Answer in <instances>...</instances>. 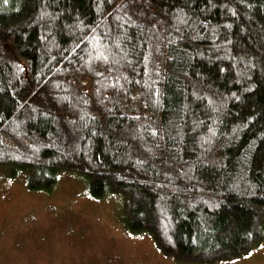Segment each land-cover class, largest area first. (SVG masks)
I'll return each mask as SVG.
<instances>
[{"label":"trees","instance_id":"obj_1","mask_svg":"<svg viewBox=\"0 0 264 264\" xmlns=\"http://www.w3.org/2000/svg\"><path fill=\"white\" fill-rule=\"evenodd\" d=\"M74 173L183 264L264 240V0H0V177Z\"/></svg>","mask_w":264,"mask_h":264},{"label":"rangeland","instance_id":"obj_2","mask_svg":"<svg viewBox=\"0 0 264 264\" xmlns=\"http://www.w3.org/2000/svg\"><path fill=\"white\" fill-rule=\"evenodd\" d=\"M124 199L92 198L74 173L50 193L30 191L24 176L0 177V264H183L125 229ZM231 264H264V240Z\"/></svg>","mask_w":264,"mask_h":264}]
</instances>
